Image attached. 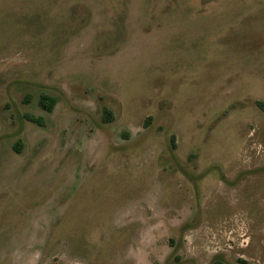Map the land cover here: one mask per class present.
Listing matches in <instances>:
<instances>
[{
	"label": "rangeland",
	"instance_id": "374dc122",
	"mask_svg": "<svg viewBox=\"0 0 264 264\" xmlns=\"http://www.w3.org/2000/svg\"><path fill=\"white\" fill-rule=\"evenodd\" d=\"M214 259L264 264V0H0V264Z\"/></svg>",
	"mask_w": 264,
	"mask_h": 264
},
{
	"label": "trees",
	"instance_id": "16d2710c",
	"mask_svg": "<svg viewBox=\"0 0 264 264\" xmlns=\"http://www.w3.org/2000/svg\"><path fill=\"white\" fill-rule=\"evenodd\" d=\"M38 102H39V104H40L42 107H44V108H46V109H49V108L52 106L53 102H54V96L51 95V94L45 93V92H41V93L39 94ZM104 115H105V117H109V116H110V112H109L108 109H105V108H104ZM26 116H27L28 118H30V119H35V120H37V118L34 117V116L31 115V114H26ZM15 148L17 149V148H18V145H15ZM212 264H223V263H222L219 259H214V260L212 261Z\"/></svg>",
	"mask_w": 264,
	"mask_h": 264
}]
</instances>
